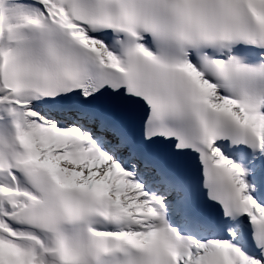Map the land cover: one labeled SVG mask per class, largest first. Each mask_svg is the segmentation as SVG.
<instances>
[{
  "label": "snow or ice",
  "instance_id": "obj_1",
  "mask_svg": "<svg viewBox=\"0 0 264 264\" xmlns=\"http://www.w3.org/2000/svg\"><path fill=\"white\" fill-rule=\"evenodd\" d=\"M0 264H264V0H0Z\"/></svg>",
  "mask_w": 264,
  "mask_h": 264
}]
</instances>
